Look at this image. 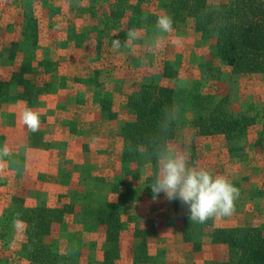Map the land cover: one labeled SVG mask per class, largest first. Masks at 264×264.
I'll return each mask as SVG.
<instances>
[{
	"label": "rangeland",
	"instance_id": "1",
	"mask_svg": "<svg viewBox=\"0 0 264 264\" xmlns=\"http://www.w3.org/2000/svg\"><path fill=\"white\" fill-rule=\"evenodd\" d=\"M168 1L0 0V83L7 85L0 88V149L9 151L0 157L2 264H28L22 251L25 225L2 217L15 198L37 208L69 206L72 213L49 240L67 261L78 257L72 264H103L104 228L86 217L116 203L115 190L126 205L115 264H159L163 259L171 264H230L226 246L199 237L196 250L183 239L186 204L169 201L164 193L154 200L142 171L135 181L123 175V167L136 168L121 162L120 130L133 121L127 96L136 81L157 80L165 63L178 77L161 83L177 89L176 117L185 126L171 150L189 155L191 142L198 167L225 176L239 189L234 213L219 218V226L264 227V76L233 78L217 56L214 39L196 33L191 20L165 34L148 22L138 29L135 18L130 21L133 9L164 15L162 6ZM133 28L137 38L124 46ZM104 31L106 40L95 51L94 40ZM112 39L121 41L119 49ZM22 65L25 88L16 80ZM199 93L215 102L227 98L231 111L253 119L240 157H230L222 136L200 138L188 126L196 115L193 97ZM25 108L39 114L38 131L21 123ZM39 177L46 182L39 184ZM128 184L140 193L125 194L132 189ZM38 190L41 195L34 198ZM160 243H167L168 252L182 253L181 258L166 257ZM192 252L197 253L195 262Z\"/></svg>",
	"mask_w": 264,
	"mask_h": 264
},
{
	"label": "trees",
	"instance_id": "2",
	"mask_svg": "<svg viewBox=\"0 0 264 264\" xmlns=\"http://www.w3.org/2000/svg\"><path fill=\"white\" fill-rule=\"evenodd\" d=\"M162 7L164 15L173 18V28L191 20L196 33L212 37L220 62L231 68L233 78L246 75L264 76V0H169ZM132 12L130 21L135 18L134 24H137L138 29H142L140 25L143 22H148L151 28L155 26L157 16L151 13L144 15L141 9H133ZM36 34V31L33 32L35 40ZM143 34L146 35L145 30ZM97 40L98 43L93 45L95 51L101 49L105 42V31L94 41ZM23 68L24 65L16 75V80L25 88L26 82L20 78ZM177 77V71L169 63H165L157 80L152 78L136 81L127 96V106L133 115V121L120 130L121 162L123 166L135 165L136 168L123 167V175H129L135 181L138 173L144 172V186L147 191L151 189L149 186L157 172L156 154L171 150L185 127L176 117L177 89L161 83L163 79L175 80ZM0 88H7V85L0 83ZM192 107L196 115L188 126L195 130L196 136H222L230 157H240L253 126V119L246 114H235L231 111L227 98L215 102L204 93L194 95ZM188 156L190 165L198 167L197 152L191 142ZM122 183L123 181L120 184ZM115 193L119 196L116 203L109 204L107 209L99 211L94 217H86L99 222L104 228L103 264H115L120 259L118 243L124 232L123 209L126 205L123 194L118 190ZM139 193L137 188L128 187L125 191V194ZM13 202L7 215L3 213L2 217L5 220L13 218L25 225L22 251L28 264H72L71 261L78 258L73 255L67 261L59 255L56 246L49 240L52 232L58 226H64L65 218L72 213L69 206L37 208L25 205L18 198L13 199ZM187 209L182 230L183 239L191 242L196 250L201 247L197 238L202 237L210 244L226 246L230 264H264V227H224L218 225L216 218H211L206 223H198L190 221L188 205ZM3 229L4 226L0 225V236ZM2 261L0 258V264Z\"/></svg>",
	"mask_w": 264,
	"mask_h": 264
},
{
	"label": "clouds",
	"instance_id": "3",
	"mask_svg": "<svg viewBox=\"0 0 264 264\" xmlns=\"http://www.w3.org/2000/svg\"><path fill=\"white\" fill-rule=\"evenodd\" d=\"M155 27L160 33H171L173 18L161 15L157 18ZM124 46L137 38V30L130 29ZM181 38L177 37L179 41ZM121 41L113 40V48L119 49ZM20 121L31 132L39 130V114L25 108L20 114ZM7 148L0 149V157L8 156ZM157 172L149 187L153 199L164 193L169 201L179 199L189 206L190 221L206 223L211 218L231 216L235 211V201L239 198V189L223 175H214L206 168L190 165L189 156L178 150H164L156 154Z\"/></svg>",
	"mask_w": 264,
	"mask_h": 264
},
{
	"label": "crops",
	"instance_id": "4",
	"mask_svg": "<svg viewBox=\"0 0 264 264\" xmlns=\"http://www.w3.org/2000/svg\"><path fill=\"white\" fill-rule=\"evenodd\" d=\"M30 151V150H29ZM32 151V150H31ZM26 155H27V153H26ZM28 158V157H27ZM28 162L30 163V160H28ZM37 176H42V174H40V175H37ZM45 179V180H44ZM41 182H46V178L45 177H39V179H38V183L40 184ZM47 185V184H46ZM38 187V186H37ZM39 188V187H38ZM37 188V189H38ZM42 191L41 190H38V191H36V196H34V198L35 197H37L38 195L40 196ZM45 196V195H47L46 193L45 194H42V196ZM47 198H48V196H47ZM35 206H38V205H35ZM174 228H175V226H174ZM181 229V228H180ZM181 239V238H180ZM181 242V241H180ZM163 247H165V256L166 257H168V256H174L175 258H176V256H178V257H180L181 255H182V253H180L179 251H170V252H168V250H167V243H160ZM214 246H217V245H212V247H214ZM193 254V258H194V262H195V256L197 255V253H195V252H192ZM170 258V257H169ZM181 258V257H180ZM192 258V257H191ZM158 260H161V259H158ZM163 260H165V261H162L164 264H171L170 263V261H168L167 262V260L166 259H163ZM196 262H197V259H196ZM163 263H159V264H163Z\"/></svg>",
	"mask_w": 264,
	"mask_h": 264
}]
</instances>
